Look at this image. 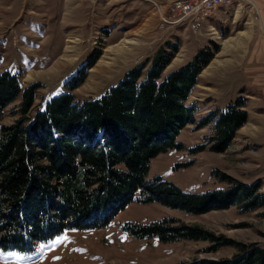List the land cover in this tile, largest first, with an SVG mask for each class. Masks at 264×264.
<instances>
[{
    "label": "rangeland",
    "instance_id": "rangeland-1",
    "mask_svg": "<svg viewBox=\"0 0 264 264\" xmlns=\"http://www.w3.org/2000/svg\"><path fill=\"white\" fill-rule=\"evenodd\" d=\"M190 1L196 11L204 12L203 0ZM170 2L0 0V71L19 73L24 87L41 83L28 114L32 118L47 99L67 90L66 82L94 54L98 58L86 69L84 81L72 90L77 101L99 97L142 63L145 76L160 54L172 57L166 75L206 51L212 57L187 100L195 108V121L177 137L183 148L154 158L147 180L161 176L189 193L259 182L264 193V135L256 126L264 124V0H224V6L206 13L196 30L188 23L177 26L165 21L172 19ZM125 38V47L108 53ZM239 98L245 100L248 119L237 131L233 147L215 152L206 145L195 152L214 131L213 123L199 124L210 112ZM20 103L21 96L4 110L2 124L21 118ZM214 171L231 181H222ZM165 220L201 227L235 244L218 245L211 239L164 242L157 236L140 239L125 227ZM253 245L264 248V206L245 211L231 205L192 213L136 198L104 227L67 229L31 252L0 249V264H192L231 260Z\"/></svg>",
    "mask_w": 264,
    "mask_h": 264
},
{
    "label": "trees",
    "instance_id": "trees-1",
    "mask_svg": "<svg viewBox=\"0 0 264 264\" xmlns=\"http://www.w3.org/2000/svg\"><path fill=\"white\" fill-rule=\"evenodd\" d=\"M211 57L201 51L193 61L164 75L172 57L160 54L145 76L142 63L99 97L77 101L72 90L84 81L86 69L98 58L94 54L66 82L67 90L47 99L32 118L28 114L41 83L24 87L19 73L0 71V249L31 252L67 229L104 227L136 198L192 213L231 205L245 211L264 206L259 182L189 193L161 176L147 180L154 158L183 148L177 137L195 121V108L187 100ZM19 96L21 118L2 124L4 110ZM244 107V98H239L210 112L199 127L213 123L214 131L195 152L206 145L211 151L225 152L248 119ZM213 173L231 181L221 171ZM175 222L125 227L140 239L157 236L164 242L211 239L218 245L235 244L201 227ZM192 264H264V248L253 245L231 260Z\"/></svg>",
    "mask_w": 264,
    "mask_h": 264
},
{
    "label": "built area",
    "instance_id": "built-area-1",
    "mask_svg": "<svg viewBox=\"0 0 264 264\" xmlns=\"http://www.w3.org/2000/svg\"><path fill=\"white\" fill-rule=\"evenodd\" d=\"M205 5L204 12L196 11L194 3L190 0H172L170 4L169 17H172L171 22L165 18L166 22L173 23L178 26V23H188L193 27V30L198 29L205 21V15L209 12H215L218 8L224 6V0H203Z\"/></svg>",
    "mask_w": 264,
    "mask_h": 264
},
{
    "label": "crops",
    "instance_id": "crops-1",
    "mask_svg": "<svg viewBox=\"0 0 264 264\" xmlns=\"http://www.w3.org/2000/svg\"><path fill=\"white\" fill-rule=\"evenodd\" d=\"M64 1H66V0H64ZM159 1V3H164V2H167L168 0H158ZM262 112V111H261ZM251 116V115H250ZM260 122V121H259ZM260 123H262V122H260ZM260 123H257V125L256 126H259V128H260V135H264V124H260ZM250 127H253V126H250ZM250 128H248V127H246V130H249ZM252 129V128H251ZM231 147H233V144L229 147V148H231Z\"/></svg>",
    "mask_w": 264,
    "mask_h": 264
},
{
    "label": "bare ground",
    "instance_id": "bare-ground-1",
    "mask_svg": "<svg viewBox=\"0 0 264 264\" xmlns=\"http://www.w3.org/2000/svg\"><path fill=\"white\" fill-rule=\"evenodd\" d=\"M126 41H127V39L125 38L121 43H119L118 45H116V46H114V47H111L109 50H108V53L109 54H111L112 52V50H116V49H122L123 47H125V45L124 44H126ZM129 42V41H128Z\"/></svg>",
    "mask_w": 264,
    "mask_h": 264
}]
</instances>
